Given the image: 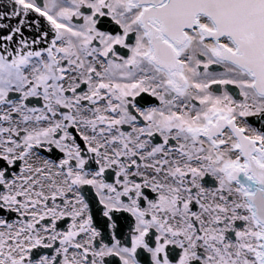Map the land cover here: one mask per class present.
Returning a JSON list of instances; mask_svg holds the SVG:
<instances>
[{
    "label": "snow or ice",
    "instance_id": "6c2138e0",
    "mask_svg": "<svg viewBox=\"0 0 264 264\" xmlns=\"http://www.w3.org/2000/svg\"><path fill=\"white\" fill-rule=\"evenodd\" d=\"M0 264H264V0H0Z\"/></svg>",
    "mask_w": 264,
    "mask_h": 264
}]
</instances>
